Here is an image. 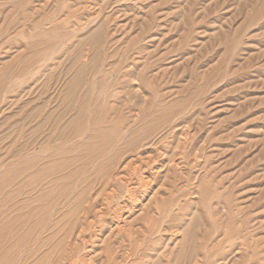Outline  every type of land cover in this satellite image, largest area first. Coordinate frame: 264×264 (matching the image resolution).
<instances>
[{"label":"rangeland","instance_id":"obj_1","mask_svg":"<svg viewBox=\"0 0 264 264\" xmlns=\"http://www.w3.org/2000/svg\"><path fill=\"white\" fill-rule=\"evenodd\" d=\"M2 263L264 264V0H0Z\"/></svg>","mask_w":264,"mask_h":264},{"label":"bare ground","instance_id":"obj_2","mask_svg":"<svg viewBox=\"0 0 264 264\" xmlns=\"http://www.w3.org/2000/svg\"><path fill=\"white\" fill-rule=\"evenodd\" d=\"M73 99H74V98H73ZM64 132H65V131H64ZM69 132H70V131H69ZM69 132H68V133H69ZM92 137H93V136H92ZM83 145H84V144H83ZM65 155H66V154H65ZM66 159H67V158H66ZM103 170H104V169H103ZM39 171H40V170H39ZM59 178H60V177H59ZM60 185H61V184H60ZM43 191H45V190H43ZM43 191H42V192H43ZM81 200H82V199H81ZM27 229H28V228H27ZM21 251H22V249H21ZM2 264H3V263H2Z\"/></svg>","mask_w":264,"mask_h":264}]
</instances>
